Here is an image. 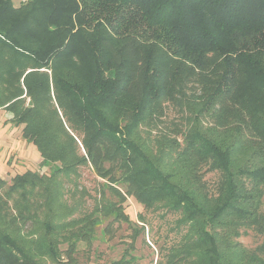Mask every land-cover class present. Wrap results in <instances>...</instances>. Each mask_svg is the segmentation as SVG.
I'll return each instance as SVG.
<instances>
[{"label":"trees","instance_id":"16d2710c","mask_svg":"<svg viewBox=\"0 0 264 264\" xmlns=\"http://www.w3.org/2000/svg\"><path fill=\"white\" fill-rule=\"evenodd\" d=\"M0 46L10 53L0 107L55 167L18 173L6 188L0 264L63 263V253L76 264L78 241L90 243L112 215L145 232L143 215L139 224L125 213L130 196L183 213L186 232L159 246L156 264H264V242L250 249L237 240L248 230L264 236V0H0ZM167 103L190 126L165 137V165L151 146L162 138L147 144L140 130L152 131ZM79 166L116 199L104 192L108 203L66 223L41 218L37 200L27 205L36 193L51 210L61 176ZM207 171L221 174L215 192ZM132 247L110 264H135Z\"/></svg>","mask_w":264,"mask_h":264},{"label":"rangeland","instance_id":"374dc122","mask_svg":"<svg viewBox=\"0 0 264 264\" xmlns=\"http://www.w3.org/2000/svg\"><path fill=\"white\" fill-rule=\"evenodd\" d=\"M30 0H14L16 6ZM10 55L6 49L0 46V70L4 57ZM3 63V64H2ZM30 101L32 104H30ZM26 105H33V100L30 96H26ZM187 113L181 110L174 103L166 104L165 115L160 117L154 123L152 131L148 132L146 125L141 127L140 133L146 141L153 142L160 140V145L153 146L154 153L158 155L167 165L170 161V155L165 154L163 149L167 145V139H173L178 136L177 129L186 130L190 123L186 119ZM14 114L5 107H0V177L7 183L5 187L0 188V202L7 198L6 188L12 183V178L27 170L39 172L40 174L49 175L55 168L53 164L42 163V156L37 149V146L28 142L22 136L21 126H16L13 122ZM166 134V135H163ZM167 139H166V138ZM148 140V141H147ZM162 150V151H161ZM158 156L155 158L158 159ZM205 180L212 192L218 187L221 180V174L218 171H207ZM63 186L61 187V195L57 196L55 206L46 207L43 204L44 198L34 194L35 190H29V199L27 205L33 200H37L34 212L43 218L44 212H48L58 222L66 223L72 218H78L86 213H89L97 204L108 203L103 199V193L110 199L116 198L111 194L109 189H103L104 180L100 178L96 172L88 166H79L69 176H61ZM123 189V188H122ZM10 211L14 215H18L14 200L8 199ZM64 203L67 207H60ZM43 204V205H42ZM162 204V203H161ZM161 204L155 207L146 209L133 196L128 197L125 206V213L139 224V215H143L147 221L145 232L135 230L133 225L127 222L112 221V216L103 218L101 223L97 225L95 236L90 243L80 239L78 241V250L74 255L76 264H110L113 260L121 258L126 248L132 247V253L137 256L135 264H156L159 255V246H169L177 242L181 238L183 232H186L187 224L179 225L183 213L180 209H169ZM71 208H76L77 211L70 217H67V211ZM32 226V222L28 221L25 225V230ZM108 226L107 232L105 228ZM139 229V228H138ZM237 240L241 241L245 246L254 249L264 242V236L256 234L252 230H248L246 234H242ZM61 249L67 248V243H61ZM62 260L65 262L54 263L47 256L43 258L41 264H67L68 258L65 253L62 254Z\"/></svg>","mask_w":264,"mask_h":264},{"label":"water","instance_id":"95a60500","mask_svg":"<svg viewBox=\"0 0 264 264\" xmlns=\"http://www.w3.org/2000/svg\"><path fill=\"white\" fill-rule=\"evenodd\" d=\"M30 104H32V102L30 101Z\"/></svg>","mask_w":264,"mask_h":264}]
</instances>
